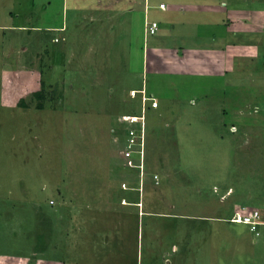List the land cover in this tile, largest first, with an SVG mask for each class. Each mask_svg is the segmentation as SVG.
<instances>
[{
  "label": "rangeland",
  "instance_id": "1",
  "mask_svg": "<svg viewBox=\"0 0 264 264\" xmlns=\"http://www.w3.org/2000/svg\"><path fill=\"white\" fill-rule=\"evenodd\" d=\"M94 1L75 2L77 23L64 0H0V264H141L121 207L142 179L178 213L196 202L204 215L264 219V0H194L205 10L185 12L144 0L158 24L146 37L140 0L130 23ZM212 36L211 54L193 51ZM124 113L143 117L141 166L122 152ZM179 223L183 253L166 245L174 264L180 253L182 264H264V244L244 261L247 242L227 223L208 224L211 240L194 249L193 226ZM251 231L264 242V226Z\"/></svg>",
  "mask_w": 264,
  "mask_h": 264
},
{
  "label": "crops",
  "instance_id": "2",
  "mask_svg": "<svg viewBox=\"0 0 264 264\" xmlns=\"http://www.w3.org/2000/svg\"><path fill=\"white\" fill-rule=\"evenodd\" d=\"M64 1H66V3H67L65 5V2H64V8L66 6L65 12H67L68 9H71L72 12H73V14H72L73 15V19H75V21L77 20V23L85 22L84 18L86 16L83 18L84 11L83 12L82 11H78V8L76 9L74 7L75 2L78 1V0H64ZM80 1H81L80 5H81V3L88 4V2H90V0H80ZM102 1H105V0H95L92 3V10L94 9L95 12H97L99 10L103 11L105 6H108V5H107V3L102 2ZM115 1L116 0H110V3L112 4V7H116V8H112L111 7V9H114V10L115 9H123L124 13L126 14V16H125L126 19H124V22L125 23H128V22L130 23V21L132 20V14H133L132 13L133 10L131 9V4H132L131 0H117L116 2ZM140 1H141V4L142 3L143 4H142V7L140 9H138L137 12H139V14L140 13L143 14V20L142 21L144 22L145 17L148 18V16H147L148 9H147V11L145 10L144 0H140ZM172 1H173L172 2V8H176V9L179 8V10L180 11L182 10L183 12H185L186 10H189V9L195 11V9H197V7H200L199 9H201V10H205V8L203 7L204 4H202L201 6L199 4H196V6H195L196 2H194V0H177V1L172 0ZM135 2L137 3L136 0H135ZM162 2H164V1H162ZM138 3H140V2L138 1ZM80 5H79V7H80ZM45 8H46V6H45ZM165 10H166V4H165V9L161 10V11H165ZM127 12H128V14H127ZM143 22H142V26H143ZM184 24H185L186 27H183V28H185V29H189L190 26H192V28H193V22L192 23L191 22H186ZM3 27H8V25L7 24H2L1 28H3ZM174 28H175V26L173 25V29ZM53 29L60 30V31L61 30L65 31L63 29V26L54 27ZM157 31H156V33H157ZM179 34H181V33H179ZM188 39H189V37L186 40L188 41ZM145 47L149 48V44L148 45H145V44L143 45V51H144L143 52V56H144V53H145V50H144ZM181 47H183V46H181ZM193 48H194L193 51H195V49H198V51H200V52H202L204 54H206V52H209L211 54L212 53V49H217L214 36L207 37V38H200L198 42L194 43V47ZM221 51H223L222 48H221ZM261 64H262V66L259 65V67L257 65H255V67H257V71L256 72L258 73V75H259L260 72H262L264 74V61L263 60H262ZM160 188H161V186L157 187L156 185L153 184L152 187H150L149 189H151L150 191L157 189V192H158V191L161 190ZM145 189H146L145 188V181L143 179L141 181V187L138 186V189H137V185L135 187H132L131 189H127L126 188L125 189L126 196L128 195L129 199H130V197H129V194L127 193V191H131V192H136L137 193L136 202L134 201L133 204L132 203L131 204H127L129 207L128 206L121 207V208H124L122 211L126 215V218H125L126 222L127 223H129V222L131 223L132 222V226H133L134 232H135V235H134L133 239H136V243H137V254H142L141 258H140V263L141 264H153V262H157V261H159V264H174V262H171L168 259L169 258L168 257L169 254H168V252L166 250V248H167L166 245L169 244L171 252L175 253L176 250L180 249L181 250L180 252L183 253L184 247L180 243V236L178 235L177 238H175L176 236H174V232L178 231L177 229L180 227V223H179V219L180 218H185V219L189 220L188 224L193 226L192 227L193 230L191 232V235H190V232H188L189 233L188 235H190V236H188V241L190 243L189 245H191V248H193V249H194V247H195V245L197 243H200V241H205L206 239L211 240V232L212 231L210 232L211 228L208 229V224L211 225V224H214V223H217V222L218 223H222V224L223 223L224 224L225 223H227V224L228 223H231V224H242L243 225L242 226V228H243V232L242 233H244L247 236L246 239H243V238L240 237V235H238L240 233V230L242 231V228L241 229H236V227L234 225H230V227L227 229V226H229V225L226 224V228H224V231H229L230 234L233 235L234 238H236V240L237 239H242L245 242H247V244H244V246L246 245L245 248H247L249 253L247 252L245 254V256L243 258L244 261L248 262V260L250 258L249 255H251V257L256 256L257 258L260 259V252L258 250L260 249V247H263L262 244H264V242L261 243V244L259 243V240H258V237H257V235H258L257 231L258 230L255 232V234H256L255 236L251 235V233H252L251 228L254 231L256 229V227L258 229V227L264 226V219L260 218L261 215L260 216L257 215V217L253 216L254 218H252V219L254 220V227H252L251 224H249V223H241V222L237 221L236 219H233V221H232L231 218H227L225 216H219L218 215L219 212L217 214H213V212L216 213L215 211H217L215 208H211L210 207V211L211 212L209 214H207V215H204L200 211L201 210L200 206H202L201 203H196V202H194L193 206L192 205L189 206L188 203H187L188 212H186V213H178L177 211L172 210V209H173L174 206H178L179 203H174V202L170 203V202H167V201H163L161 203L160 199H157V197H156L158 195L157 193L153 196V191H152L151 195L148 196V195L145 194ZM167 189H168V187H167ZM198 192H201V191L199 190ZM197 194L199 196L198 198L200 199L201 196L199 195V193H197ZM134 198H135V196H134ZM150 199L152 201H149ZM203 199H205V197ZM201 202L203 203L204 200H202ZM169 206H170V208H169ZM197 207H200V210H199V208L196 210ZM119 214L121 215L122 213L119 212ZM220 215H223V214H220ZM236 215H238V214H236ZM249 215H247V216H249ZM151 217L152 218H156L157 223H155L152 220L151 221H146L145 222V227H144V223H143L144 220H146V218L150 219ZM140 220H142V224H141L142 225V229H141V226H140ZM201 224H203V225H201ZM249 225L251 226V228H250ZM226 233L227 232H225V234ZM140 234H141V239H142V242H141L142 246H141V252L139 253L140 249H139L138 246L140 245V242H139L140 241L139 240L140 239ZM194 234H195V239L193 238ZM220 235L222 236L223 233L220 232ZM260 236H261V233H260ZM197 237L199 238L198 240H197ZM159 245L162 248L163 257L165 255V253L168 254L167 256H165V259H163L162 255L156 254V253H154L152 256L149 257L148 255L153 253V250L156 247H159ZM180 254H179L178 260L175 261V264H182V263H180V261H181V259H180L181 255ZM150 258H151V260H150ZM117 261L121 262L119 260H117ZM122 264H124V262H122ZM224 264H229V263L225 262ZM244 264H246V263H244Z\"/></svg>",
  "mask_w": 264,
  "mask_h": 264
},
{
  "label": "built area",
  "instance_id": "3",
  "mask_svg": "<svg viewBox=\"0 0 264 264\" xmlns=\"http://www.w3.org/2000/svg\"><path fill=\"white\" fill-rule=\"evenodd\" d=\"M147 10L148 5H145ZM157 8L160 10L165 9V4L164 2H160L157 5ZM158 24L154 20H150L149 18L145 17L144 22H143V30H144V36H150L154 35L157 31ZM135 117H138V119L134 120ZM143 117L141 115H136V114H130V113H124L120 116H118V120H120L121 123H124L125 125H128L126 129V141H125V147L123 149V155L124 157H131L135 156L139 159V166L142 164L143 160V149H142V142L144 141V130L143 126L140 125L142 122ZM136 126H129V124H135ZM234 214L231 217V220L235 219ZM252 216V217H251ZM257 217V212L251 213L249 216H243L241 220H243L242 223H249L251 224L252 227H254V220L252 218ZM247 220L248 222H246Z\"/></svg>",
  "mask_w": 264,
  "mask_h": 264
},
{
  "label": "bare ground",
  "instance_id": "4",
  "mask_svg": "<svg viewBox=\"0 0 264 264\" xmlns=\"http://www.w3.org/2000/svg\"><path fill=\"white\" fill-rule=\"evenodd\" d=\"M240 216L239 215H236L235 216V219L239 222H243V220H241V218H239ZM252 217V216H251ZM246 222H248L247 220H245Z\"/></svg>",
  "mask_w": 264,
  "mask_h": 264
},
{
  "label": "clouds",
  "instance_id": "5",
  "mask_svg": "<svg viewBox=\"0 0 264 264\" xmlns=\"http://www.w3.org/2000/svg\"><path fill=\"white\" fill-rule=\"evenodd\" d=\"M147 5H148V7H147V9L149 10L150 8H152V6L151 5H149L148 3H146ZM145 4V5H146ZM158 5V4H157ZM147 11V10H146ZM145 37V36H144Z\"/></svg>",
  "mask_w": 264,
  "mask_h": 264
},
{
  "label": "trees",
  "instance_id": "6",
  "mask_svg": "<svg viewBox=\"0 0 264 264\" xmlns=\"http://www.w3.org/2000/svg\"><path fill=\"white\" fill-rule=\"evenodd\" d=\"M150 36H152V35H150ZM256 71H257V70H256ZM256 71H255V72H256Z\"/></svg>",
  "mask_w": 264,
  "mask_h": 264
}]
</instances>
